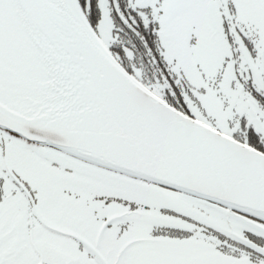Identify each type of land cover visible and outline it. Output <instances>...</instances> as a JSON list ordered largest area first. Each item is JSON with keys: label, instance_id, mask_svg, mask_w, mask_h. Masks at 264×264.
I'll return each instance as SVG.
<instances>
[{"label": "snow or ice", "instance_id": "snow-or-ice-1", "mask_svg": "<svg viewBox=\"0 0 264 264\" xmlns=\"http://www.w3.org/2000/svg\"><path fill=\"white\" fill-rule=\"evenodd\" d=\"M0 264H264V0H0Z\"/></svg>", "mask_w": 264, "mask_h": 264}]
</instances>
